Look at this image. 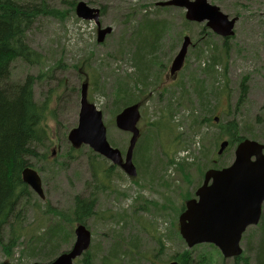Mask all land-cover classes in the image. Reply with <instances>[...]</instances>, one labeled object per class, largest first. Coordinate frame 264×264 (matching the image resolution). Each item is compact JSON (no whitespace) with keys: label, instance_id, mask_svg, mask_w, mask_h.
Here are the masks:
<instances>
[{"label":"rangeland","instance_id":"obj_1","mask_svg":"<svg viewBox=\"0 0 264 264\" xmlns=\"http://www.w3.org/2000/svg\"><path fill=\"white\" fill-rule=\"evenodd\" d=\"M74 1L80 0H26L44 3L47 11L61 14L32 20L26 43L39 53V62L26 64L16 59L7 78L8 83L21 84L32 77L35 103L47 106L50 140L36 146L42 158L32 161L47 198L39 200L28 188L31 194L21 201L23 237L10 258L0 250V264L45 263L49 256L69 249L74 242L76 222L72 213L76 198H92L95 203L93 215L86 220L92 233L86 257L90 264H169L174 254L186 249L177 233L179 213L175 210L193 196L211 164L209 160L216 156L218 144L227 138L216 126L235 119L244 135L264 143V0H207L230 19H237L235 35L227 41L215 37L204 24L186 23L181 9L154 7L155 1L163 0H139L146 8L140 10L141 5L133 7L138 0H83L101 7L102 27L113 29L101 45L96 44V26L77 20L69 12V3ZM182 31L188 32L193 45L185 67L171 81L168 67L180 46ZM138 46L142 49L136 50V61H141L144 47L157 48L146 85L134 84L137 70L131 57ZM84 78L89 85L88 101L103 113L108 142L123 153L130 136L114 126V95L119 85H128L131 92L127 100L117 102V111L139 102L142 138L147 131L155 130L151 124L167 111L177 135L161 136V140L164 146L168 141H178L179 148L168 151L174 162L155 149L152 155H158V164L148 163L146 157L141 160L143 164L136 159L135 181L119 168H112L102 179L110 163L91 154L86 146L72 156L66 138L77 123ZM242 84L247 93L240 102ZM200 104L209 106L210 114L203 113ZM203 118L206 121L199 125L201 130L194 132L193 120ZM161 124L167 127L166 121ZM233 158L231 151L214 161L226 166ZM182 162L185 170L178 166ZM96 165L101 169L93 176ZM263 225L248 229L242 238L243 251L251 258H255L256 233ZM48 229H52V235L61 229L63 235L59 237L64 240L54 237L47 249L39 252V242ZM133 236L137 238L132 243ZM191 258L194 264H231L230 260L223 262L212 248L198 247Z\"/></svg>","mask_w":264,"mask_h":264},{"label":"water","instance_id":"obj_2","mask_svg":"<svg viewBox=\"0 0 264 264\" xmlns=\"http://www.w3.org/2000/svg\"><path fill=\"white\" fill-rule=\"evenodd\" d=\"M166 5H177L186 9V18L195 22L207 20V26L221 36L231 35L234 20L229 21L217 7L210 6L205 0L190 3L187 0H174ZM76 14L97 23V11L90 10L85 4H77ZM111 29L99 31L98 42H102ZM188 38L180 55L174 60L171 74L178 71L183 63ZM86 85L82 87L81 109L78 126L68 135L72 147L89 146L92 151L114 165H119L126 174L134 177L136 171L132 164L133 149L138 137L136 124L139 121L138 106L125 108L115 118L116 127L131 133L126 151L125 163H122L120 152L110 147L106 140V131L101 121V113L94 110L85 99ZM227 143L223 142L218 151L221 154ZM264 146L244 140L234 151V161L228 168L208 170L204 175L203 186L198 189V201L186 203V211L179 217V234L189 249L199 244H212L217 247L225 259L240 256L239 242L242 233L250 225L257 224L261 205L264 201ZM254 161L251 162V158ZM211 181V184H207ZM22 182L43 199L40 180L35 172L25 169ZM75 243L71 252L62 254L51 264H72L90 244V233L78 226L75 230ZM176 264V263H172Z\"/></svg>","mask_w":264,"mask_h":264},{"label":"trees","instance_id":"obj_3","mask_svg":"<svg viewBox=\"0 0 264 264\" xmlns=\"http://www.w3.org/2000/svg\"><path fill=\"white\" fill-rule=\"evenodd\" d=\"M74 4L75 2L69 3V10L73 11ZM47 10L44 3L32 4L26 2V0L23 2L20 0H0V250L6 258L11 257V251L16 248L21 237H23L20 232L23 220L21 201L26 199L30 192L21 180L22 171L33 166L32 161L34 159L42 158V155L36 151V146H43L49 140V135L44 127L47 106L43 104L40 107L33 99L34 79L29 76L21 84H11L7 82V78L9 67L16 59L26 64H33L38 61L37 53L26 43V34L37 17L41 15L59 17L61 15L56 10ZM137 49L141 50L142 48L138 46L133 49V56L131 57V61L137 70L134 84L146 85L149 64L155 59L154 52L157 48L153 46L151 48L144 47L141 61H136ZM243 86L242 84L240 102L244 100L247 93ZM129 92H131V89L128 88V85L122 86L116 91L114 100L116 112L117 102L127 100L130 96ZM202 110L203 113L210 114V107L206 104L205 107L202 105ZM212 111H215V107ZM234 120L219 126L220 134L224 133L225 136L229 135L230 137L226 152H229L234 144L242 140L236 135L238 125ZM205 121V118L201 120V122ZM195 124L199 128L201 123L195 120L193 125L195 126ZM155 149L160 150V147L154 135L150 134L138 144L135 155L139 154L141 163V153H143L148 163L154 161L155 164H158V155H152ZM70 154L72 155L71 151ZM45 160H47V157ZM102 173L101 178L105 179L106 171L103 170ZM93 176H96L94 169ZM94 204L92 198L83 200L76 198L72 214L74 221L85 223L93 215ZM52 232V229H48L46 234L43 235L44 239L39 242L42 245L40 247L36 245V248L38 247L37 251L46 250L54 237L64 240V237H59L60 234L63 235L61 229L58 230L56 235L54 233L52 235ZM256 237L258 241L256 246L253 247L255 261L249 255H245L236 258L234 264H264V225L256 233ZM134 238L137 237L133 236L132 243L136 241ZM252 240L255 242L253 238ZM132 243L128 241L129 245ZM190 255L191 252L186 251L177 254L175 259L180 264H191ZM85 257H88V254ZM200 259V262H202L204 256H201ZM83 262L84 264H90L86 258Z\"/></svg>","mask_w":264,"mask_h":264},{"label":"bare ground","instance_id":"obj_4","mask_svg":"<svg viewBox=\"0 0 264 264\" xmlns=\"http://www.w3.org/2000/svg\"><path fill=\"white\" fill-rule=\"evenodd\" d=\"M86 85H88L87 83H86ZM27 169V168H26ZM21 177H22V174H21ZM25 184V183H24ZM26 185V184H25ZM30 190H31V187H29V186H27ZM25 190V189H24ZM26 191V190H25ZM23 199V198H22Z\"/></svg>","mask_w":264,"mask_h":264}]
</instances>
